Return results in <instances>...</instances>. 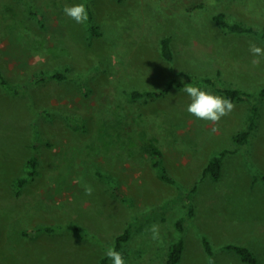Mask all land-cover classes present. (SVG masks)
<instances>
[{
	"label": "rangeland",
	"instance_id": "374dc122",
	"mask_svg": "<svg viewBox=\"0 0 264 264\" xmlns=\"http://www.w3.org/2000/svg\"><path fill=\"white\" fill-rule=\"evenodd\" d=\"M80 3L91 6L100 34L63 12ZM220 12L264 30V0H0V69L15 84L0 83V264H100L112 246L126 264H164L180 236L184 188L194 189L195 214L180 264H210L204 237L219 264H249L228 243L249 246L264 264V184L253 173H264V57L249 50L264 48V38L229 32L214 19ZM164 36L173 62L161 53ZM57 70L66 77L40 78ZM186 74L255 96L232 101L234 110L216 124L200 120L187 111L189 83L167 85ZM199 78L194 85L202 86ZM133 89L163 93L133 98ZM252 101L258 125L240 145L234 136ZM154 147L182 188L162 178ZM222 149L229 153L221 177L204 176ZM34 154L37 172L19 191ZM129 225L130 238L118 247Z\"/></svg>",
	"mask_w": 264,
	"mask_h": 264
},
{
	"label": "trees",
	"instance_id": "16d2710c",
	"mask_svg": "<svg viewBox=\"0 0 264 264\" xmlns=\"http://www.w3.org/2000/svg\"><path fill=\"white\" fill-rule=\"evenodd\" d=\"M32 9V8H31ZM89 19H88V26L90 31L93 34H100V31L98 30V26L95 23V17L94 12L90 5L87 6ZM32 13L37 14V12L32 9ZM215 21L221 25L222 27L226 28L229 32L233 33H249V34H255L260 36L261 38H264V30L257 29L251 25L244 24L242 22H231L227 19L225 13L220 12L214 16ZM161 53L163 57L170 61H174V50L172 47V40L170 36H164L161 39ZM184 74V73H182ZM53 77L58 79H64L66 77V74L64 71L57 70L53 73H43L40 75V78L42 77ZM186 80L180 81L176 78L170 79L167 83L168 87H181L186 82L194 84L195 79L199 77H194L193 75L186 74ZM198 82L202 86H211L214 87L216 90L220 91L223 95H225L226 98H230L232 101H251L252 98L255 96L253 93H251L248 90L242 89V88H236V87H229L225 86L220 80H217L215 77L211 76H202L198 79ZM195 82V83H198ZM0 83L7 89H12L15 87V84L11 83L6 76L3 74L2 70L0 69ZM163 92H158L155 90H139V89H133L131 91V96L133 98H141V97H154L161 95ZM259 97L264 100V87L260 89L259 91ZM259 104L258 102H251L249 114L246 122V126L238 131L236 135L234 136L235 141L240 144H246L250 141L253 132L256 130L258 125V117H259ZM152 152L154 154V164L158 168L161 176L163 179L177 185L179 188H182L180 186V183L172 177L165 165H164V157L162 151L154 147L152 149ZM229 153V149H222L216 154H214L208 161L206 167L204 168V176L210 175L214 179H219L222 175L223 170V163L225 160L226 155ZM39 163V158L36 154L29 157V159L26 161V169H27V175L21 176L17 179L16 185L18 187V190L20 191L26 183L29 182V180L36 174L37 172V166ZM248 164L250 166L254 167V163H251L248 161ZM254 177L256 180H260L264 184V173H262L259 169L255 170ZM101 177L104 178L109 183H114V178L109 174H102L100 173ZM186 194V203H184L186 211L185 214L180 216L179 219L176 221V226L178 231L180 232V236L176 241H174L168 250L167 258L164 264H180L185 248H186V239H185V230H186V224L187 219L191 218L195 214V206L192 201V194L190 192H193L194 189H183ZM183 191V192H184ZM77 231H81L82 228L75 225L74 227ZM37 229L39 230H47L52 231L54 227L52 226H39ZM131 234V225H129L123 233H121L117 237V246L120 247L123 242L127 241L130 238ZM205 249L207 253L209 254V257L211 258L210 264H219L216 260H213L214 255V248L211 244L210 240L207 237L203 238ZM224 248L227 250H233L235 251L244 262H247L249 264H258V257L256 253L247 245L239 244V243H228L224 245ZM100 264H110V260L105 255L101 258Z\"/></svg>",
	"mask_w": 264,
	"mask_h": 264
},
{
	"label": "clouds",
	"instance_id": "9594fccd",
	"mask_svg": "<svg viewBox=\"0 0 264 264\" xmlns=\"http://www.w3.org/2000/svg\"><path fill=\"white\" fill-rule=\"evenodd\" d=\"M63 12L78 24H84L89 19L88 9L83 3L65 6ZM249 50L256 57H264V48L255 43L250 44ZM259 63V59L253 60L254 65H259ZM182 91L190 97V103L187 106L188 113L197 119L216 124L234 110L235 105L230 98L212 94L202 86L189 83L184 86ZM212 130L215 131L216 129L213 128ZM86 193L91 195L92 189L88 187ZM150 231L153 234V240L159 239L158 225H153ZM106 256L112 261V264H126L123 254L115 246L107 250Z\"/></svg>",
	"mask_w": 264,
	"mask_h": 264
}]
</instances>
